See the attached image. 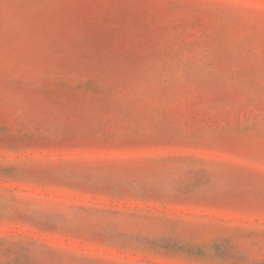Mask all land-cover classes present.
<instances>
[{"label": "rangeland", "instance_id": "374dc122", "mask_svg": "<svg viewBox=\"0 0 264 264\" xmlns=\"http://www.w3.org/2000/svg\"><path fill=\"white\" fill-rule=\"evenodd\" d=\"M0 264H264V0H0Z\"/></svg>", "mask_w": 264, "mask_h": 264}]
</instances>
